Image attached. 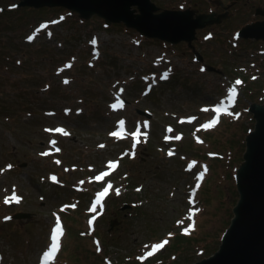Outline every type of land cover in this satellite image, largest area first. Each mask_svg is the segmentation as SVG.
<instances>
[{
	"label": "rangeland",
	"instance_id": "1",
	"mask_svg": "<svg viewBox=\"0 0 264 264\" xmlns=\"http://www.w3.org/2000/svg\"><path fill=\"white\" fill-rule=\"evenodd\" d=\"M152 1L160 9L222 10L213 0ZM226 1V17L196 29L190 47L184 41L169 44L144 37L122 24L105 25L96 16L81 19L61 7L43 11V21L52 26L48 38L35 11L23 14L15 7L17 0H0L5 8L0 11V33L8 36L11 49L0 58L2 106H8L0 107V264H37L54 217L70 204L76 209L66 210L68 216L60 214L62 243L69 223L84 237L79 258L71 264H104L105 258L113 264H135L144 251L173 234L164 252L195 214L196 229L182 234L203 241L182 243L165 263L156 264H192L218 248L238 198L234 163L241 161L244 137L255 122L248 106L264 104V41L236 37L241 26L262 19L254 11L264 0ZM29 32L35 33L34 43H44L39 49L24 47ZM143 86L154 94L146 95ZM232 88L236 99L231 98ZM221 97L227 111L222 119L229 122L223 120L205 134L196 124L217 120L215 101ZM114 102L123 107L113 108ZM238 103L241 110H236ZM189 114L195 116L192 123L184 118ZM120 120L128 128L126 140L109 135ZM60 127L68 135L54 131ZM53 140L61 150L41 156ZM223 147L229 148L226 154L232 161L218 157L215 151ZM216 162L223 166L202 188L206 176L215 173ZM110 163L117 165L116 171ZM106 167L111 176L96 183L95 175ZM201 173L205 178L193 201L190 191L199 186ZM109 183L104 215L91 220L101 231L97 241L86 232V217L94 212L96 194ZM12 190L22 196L20 203H5ZM188 202L195 211L190 215ZM17 212L28 215L14 218Z\"/></svg>",
	"mask_w": 264,
	"mask_h": 264
},
{
	"label": "water",
	"instance_id": "2",
	"mask_svg": "<svg viewBox=\"0 0 264 264\" xmlns=\"http://www.w3.org/2000/svg\"><path fill=\"white\" fill-rule=\"evenodd\" d=\"M18 6L61 7L88 20L101 18L105 25L122 24L147 38L192 47L196 29L219 23L225 14L198 13L194 10L160 9L152 0H19ZM260 20L245 25L237 36L264 41V7H257ZM255 120L245 135L242 159L235 170L238 199L218 248L192 264H264V104L251 102ZM28 215L17 213L15 218Z\"/></svg>",
	"mask_w": 264,
	"mask_h": 264
},
{
	"label": "trees",
	"instance_id": "3",
	"mask_svg": "<svg viewBox=\"0 0 264 264\" xmlns=\"http://www.w3.org/2000/svg\"><path fill=\"white\" fill-rule=\"evenodd\" d=\"M48 8H46V7H44V8H41V9H32V8H26V7H24V8H22L21 10L23 11V14H28V13H30L31 11H35V15H36V19H38L39 18V20H45V18L43 17V11L44 10H47ZM101 27H103V26H101ZM104 28H107V27H104ZM7 40H8V36L7 35H5L4 33H0V58L2 57L3 59H4V57H5V52H4V50L6 49V48H9L10 49V47H9V45L7 44ZM90 40V39H89ZM259 42V41H258ZM26 46H24V47H27V48H33V49H39V45H42V44H44V43H34V42H29V43H24ZM232 45V44H231ZM11 50V49H10ZM16 53V52H15ZM8 65L10 66V67H17V66H15L14 64H11V63H8ZM4 66V64H2L0 67H3ZM175 72H173L171 75H173L174 77H176V79H178V77L176 76V74H174ZM170 75V74H169ZM162 82H160V84H161ZM167 83H169V82H167ZM3 84H4V82L2 81V82H0V87L1 86H3ZM163 84V83H162ZM32 85V87H33V84H31ZM143 88H144V86H143ZM142 88V89H143ZM156 88V87H155ZM252 88V87H251ZM29 90V89H28ZM252 90V89H251ZM264 90V89H263ZM150 92V93H149ZM147 94L148 95H153L154 94V89L151 91H149ZM3 92H2V89H0V107L1 108H3V109H7L8 108V106H2V103L4 102V100H3V98H4V96H3ZM146 94V95H147ZM245 100H247V99H245ZM23 104H28V99L27 100H25V102H23ZM236 107V106H235ZM234 107V108H235ZM233 108V109H234ZM21 109V108H20ZM233 109H232V111H233ZM242 108H240V103H238V106H237V108H236V110H241ZM6 116V115H5ZM223 120H226V121H228L229 122V120L227 119V118H223L221 121H220V124L222 123V121ZM226 122H224V124H225ZM196 125H200V124H196ZM199 128V127H198ZM207 130V131H206ZM203 131H205L204 133L205 134H211L212 132H211V130L210 129H205V130H203ZM213 131V130H212ZM199 132V131H198ZM208 142H210L211 140H207ZM127 145H129V144H127ZM229 148H224L223 147V149L222 150H220L219 151V153L217 152V151H215L217 154H218V157H220L221 159L220 160H224L225 162H226V159L225 158H223V157H228V154H226L227 153V150H228ZM214 152V153H215ZM228 160L229 161H232L233 160V157H228ZM234 160H235V158H234ZM224 165H226V164H224ZM237 165H238V162H235L234 163V167H237ZM223 165L221 164V163H219V162H216V165H213L212 167H213V170L215 171V173L212 175V176H210L209 178L206 176V179H205V181H204V183H203V186H202V188H204L206 185H207V183L211 180V181H213V179H214V175H218V170H217V168H221ZM212 167H211V169H212ZM115 197V196H114ZM73 211V210H72ZM65 215L67 214V213H64ZM68 215H70V214H67V216ZM69 222V221H68ZM86 232H87V234H89L88 236H90L93 240H97V241H99V239H98V237L97 236H99V237H101V231L99 230H94V231H91V230H89L87 227H86ZM192 234V233H191ZM191 234L190 235H188V236H185V235H181V234H176L175 235V237H174V241L171 243V244H169V246H168V248H169V250H170V252L168 253V254H165V252H166V250L168 249H166L164 252H162V253H158L157 255H156V257L153 259V258H148V259H146V260H144V261H137V260H134V263L135 264H156L158 261H162L163 263H165V261H166V257L171 253V254H173V253H175L178 249H179V247H181L182 246V243H185V242H191V243H198V242H200V241H203L202 239H198L197 237H190L191 236ZM173 237V234L172 235H170L168 238H172ZM82 239H84V237L83 236H81V234H80V231L78 230V228H76L75 226H73L71 223H69L68 224V231H67V234H66V240H65V242H64V244L62 245V248H61V252H60V255L58 256L59 257V264H71V263H73L74 262V259L76 258V257H78L79 258V248L82 246V244H81V242H80V240H82ZM170 239H169V242H170ZM168 242V243H169ZM167 243V244H168ZM176 250V251H175ZM172 256V255H171ZM104 264H106L105 262H104Z\"/></svg>",
	"mask_w": 264,
	"mask_h": 264
},
{
	"label": "snow or ice",
	"instance_id": "4",
	"mask_svg": "<svg viewBox=\"0 0 264 264\" xmlns=\"http://www.w3.org/2000/svg\"><path fill=\"white\" fill-rule=\"evenodd\" d=\"M41 27L43 28V27H45V25H41ZM29 39H32V37H29ZM93 43H95V41H93ZM163 78H166V76L163 77ZM65 82H67V81H65ZM235 83H236L237 85H239V84L241 83V81L237 80ZM230 93H231V98H234L235 95H236V89H235V88L230 89ZM112 107H113V108H121V107H123V103H122V102H119V103L113 104ZM222 110H223V109H221L220 107H216V109H215V111H216L217 114H219ZM190 119H195V118L192 117V118H190ZM216 123H217V120L214 119V120H212L211 122L202 125V127H204V128H211V127H213ZM124 125H125V122H124L123 120H120V121H119L120 132H113V133H110V135H113V136H119V135L121 134V132H123V130H124ZM47 131H53V130L49 129V130H47ZM54 131L57 132V133H62V134H64V135H68V133H67L63 128H56V129H54ZM138 132H139V129H137V132H136V133H133V135H134V136L137 135ZM180 138H181L180 136H176V137H175V139H177V140H179ZM165 139H168V137H165ZM50 143L54 146V145L56 144V141L53 140V141H50ZM55 151H56V152H59L60 149H59V148H55ZM49 154H50V153H47V152H46V153H43L42 155H49ZM172 154H173V153L170 151V152H169V155H172ZM57 163H59V161H57ZM109 166H110L111 168H113V169H115V168L117 167V165H116L115 163H110ZM8 167L10 168L11 165H9ZM205 171H206V169H205ZM107 175H109L108 172H101L98 176L95 177V179L99 181V180L104 179V177H106ZM202 176H203V173H201V178H202ZM53 179H54V178H53ZM111 188H112V185H111V183H109V184L107 185V187H105V188L103 189V191H101V192L98 194V196H97V198H96V200H95V203H94V205H93V209H92L93 211H95V205H98V204L101 203V199H102L103 197H105V196L108 194V192H109V190H110ZM116 192H117V194H119V189H116ZM9 200L18 203L19 200H20V197H19L18 195L15 194V191H13V194H12L11 197H6V198H5V203H8ZM92 219L94 220L95 217H93ZM90 223H91V221H90ZM185 231H187V229H185ZM61 235H62V226H61V224H60L59 218H57L56 226H55V229H54V231H53V235H52V244H51L50 248L44 253V257H43V258H44V260H45L46 262H47V261H51V260L54 258L56 252L58 251V249H59V247H60V245H59V237H60ZM167 243H168V241L165 240V241H163L162 243H157V244L153 245V246H152V251L147 252V253H146V256H152V255L154 254L155 251H157V250L163 248L164 245L167 244Z\"/></svg>",
	"mask_w": 264,
	"mask_h": 264
},
{
	"label": "flooded vegetation",
	"instance_id": "5",
	"mask_svg": "<svg viewBox=\"0 0 264 264\" xmlns=\"http://www.w3.org/2000/svg\"><path fill=\"white\" fill-rule=\"evenodd\" d=\"M212 4H216L217 7H218L217 4H220L221 5L220 7L222 8L221 12H223V10H228V13H229V11H230L229 5H228L226 0H223L222 3H218V1H215V2L212 1ZM210 11H215L216 12V10H213V9L210 10Z\"/></svg>",
	"mask_w": 264,
	"mask_h": 264
}]
</instances>
